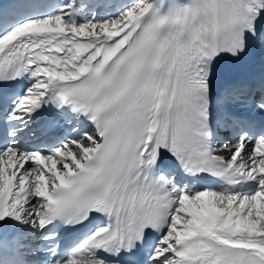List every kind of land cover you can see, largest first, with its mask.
Segmentation results:
<instances>
[{
	"label": "snow or ice",
	"instance_id": "1",
	"mask_svg": "<svg viewBox=\"0 0 264 264\" xmlns=\"http://www.w3.org/2000/svg\"><path fill=\"white\" fill-rule=\"evenodd\" d=\"M256 49L264 0L0 4V264H264V80L214 100Z\"/></svg>",
	"mask_w": 264,
	"mask_h": 264
},
{
	"label": "bare ground",
	"instance_id": "2",
	"mask_svg": "<svg viewBox=\"0 0 264 264\" xmlns=\"http://www.w3.org/2000/svg\"><path fill=\"white\" fill-rule=\"evenodd\" d=\"M228 61H231V60H228ZM37 238V237H36ZM35 243H36V239H35ZM37 244V243H36Z\"/></svg>",
	"mask_w": 264,
	"mask_h": 264
}]
</instances>
